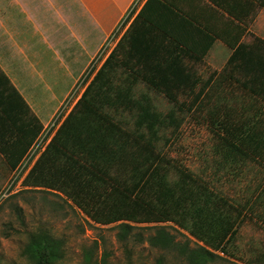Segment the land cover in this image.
I'll return each instance as SVG.
<instances>
[{
    "label": "crops",
    "instance_id": "obj_1",
    "mask_svg": "<svg viewBox=\"0 0 264 264\" xmlns=\"http://www.w3.org/2000/svg\"><path fill=\"white\" fill-rule=\"evenodd\" d=\"M117 28L111 49L100 55ZM256 39L264 42V0H0V183L15 179L50 120L70 96L63 120L33 158L23 180L72 117L70 150H60L69 155L72 164L82 166L80 180L85 184L77 195L90 197V193H96L101 198L87 211L78 204L79 199L78 203L71 201L91 221L95 222L87 212L99 210L108 198L127 193L125 188L134 181L141 182L132 195L134 200L143 197L144 190L154 194L151 188L158 180L171 185L186 179L202 190L209 180L194 175L160 146L182 128L185 117L180 114L194 112L195 109H189L194 94L182 89L174 102L155 85L183 84L192 78L193 83H198V93L204 83L218 79L233 53L252 49ZM113 55L116 66L112 67L111 80L115 91L107 95L115 99L122 94L123 99L132 103L93 109L82 102L83 97ZM95 58L94 63L99 65L93 75L71 96L95 66ZM201 69L213 71L205 78ZM65 75L71 81L66 89L56 93L55 86ZM236 93L234 96L240 98L244 95ZM158 96L172 105L168 112L156 106ZM52 101L56 107L46 120L47 104ZM136 102L144 103L140 107ZM198 113L207 116L205 109ZM146 117L152 119H143ZM214 138L216 156L215 135ZM132 150L141 153L138 164L148 167L141 178L132 173ZM254 163L264 166L249 161L245 172ZM13 165L17 167L14 169ZM211 184L209 181L206 189L217 199L219 208L202 223L206 234L218 244L216 247L197 237L190 226L170 219L159 223L182 229L221 256L244 264H264V252L254 257L257 263L248 258L245 262L238 245L241 226L264 208V186L244 202L238 201L246 203L242 212L235 205L237 200L216 192ZM258 217L261 219V215ZM120 222L133 223L118 219L110 224Z\"/></svg>",
    "mask_w": 264,
    "mask_h": 264
},
{
    "label": "trees",
    "instance_id": "obj_2",
    "mask_svg": "<svg viewBox=\"0 0 264 264\" xmlns=\"http://www.w3.org/2000/svg\"><path fill=\"white\" fill-rule=\"evenodd\" d=\"M256 42L250 50L233 53L226 69L218 79L214 83H204L198 93H195L198 83H193L191 77L188 80L190 82L183 84L155 85L174 102H177V93L182 89H187L194 94L189 109H195L194 112H200L203 109L207 111L205 120L214 129L216 137L214 152L218 156L216 161L218 170L229 171V175L232 173L240 175L249 161L264 163V42L259 39H256ZM114 59L115 55L107 61L83 97L82 102L89 104L93 109H100L105 105L128 106L132 103L123 99L122 94L115 99L107 95L115 91L111 80L112 67L116 66ZM231 81L234 83L229 85ZM231 86H237L241 93H244L243 97L234 96V91L228 94L232 91ZM143 103L135 104L141 107ZM71 118L66 121L59 135L25 180L26 185L40 189L26 191L50 194L60 198L72 208L77 207L71 201L77 202L76 200L79 199L80 203H77L85 210L93 209V205L101 202V198L96 193H90V197L77 195L85 184L83 180H80L82 166L72 164L67 154L70 150ZM60 148L67 153H63ZM151 155L153 157V153ZM132 156L135 159L130 165L132 173L135 177L141 178L148 171V167L143 168L139 165L138 160L141 158L139 151L132 150ZM16 167V165L12 166L14 169ZM140 183L134 181L132 186H125L127 193L108 198L99 210L87 213L100 224H110L118 219L132 221L133 223L116 224L117 238L120 242L125 243L133 237L136 241L146 242L150 247L159 249L163 253L174 254L179 264H213L219 259L223 260L219 253L198 242H195L193 247L192 240L188 238L185 242L177 240L176 236L168 231V226L139 227L136 225L159 223L167 219L174 220L181 226H190L197 237L206 239L211 246L216 247L215 245L218 244L214 242L212 236L206 234L202 223L205 217L211 216L214 210L217 211L219 208L217 199L206 189V186L209 187L208 182H204L205 188L202 187V190L198 188V190L186 179L177 180L171 185L165 180H158L151 188V192L154 190L153 196L149 191L144 190L143 197L138 196L137 200H134L132 195L138 190ZM122 184L127 185L128 182H122ZM59 191L66 195H62ZM199 191L203 193L198 195ZM235 205L245 212L246 203L237 201ZM212 219L213 217L208 220ZM138 229H148L152 233L145 237L142 233H135ZM65 253V241L55 236L47 227H38L31 231L23 248V255L27 256L31 264H61ZM165 261V255H163L157 263L165 264Z\"/></svg>",
    "mask_w": 264,
    "mask_h": 264
},
{
    "label": "rangeland",
    "instance_id": "obj_3",
    "mask_svg": "<svg viewBox=\"0 0 264 264\" xmlns=\"http://www.w3.org/2000/svg\"><path fill=\"white\" fill-rule=\"evenodd\" d=\"M95 61L96 58L92 65ZM98 63L90 71L88 70L79 89L91 78ZM212 71L213 69L200 70L205 78ZM70 81L71 79L65 75L60 83L56 84V93L66 89ZM233 91L241 93L238 87H233L229 92ZM155 104L162 112H168L172 107L162 96L155 98ZM55 107L56 102L47 104L46 120ZM181 115L185 117L184 124L177 134L173 137L169 136L168 142L161 143L163 152L182 163L194 175L209 180L216 192H220L228 199L244 202L246 198L256 195V192L264 186V166L251 164L247 172L243 169L240 175L232 173L233 176H230L229 171H221L218 174L216 156L213 153L214 129L198 112ZM48 128L50 129V126ZM26 173L23 172L18 179H13L14 186L13 181L6 180L0 183V264H31L27 256L23 255V248L28 241L29 233L38 227L49 228L55 236L65 241L66 253L61 264H158L157 260L163 255L166 259L165 264H179L174 254L163 253L159 249L150 247L146 242L136 241L133 237L125 243L120 242L117 238L116 224L102 225L93 222L79 209L70 207L60 198L33 191L40 188L25 184L23 177H26ZM27 189L33 190L26 191ZM257 212L259 213L251 215L239 230L238 245L245 262L248 259L256 262L254 257L264 252V208H260ZM258 215H261V219ZM136 225L168 226V231L175 235L177 240L185 242L188 238L192 240L193 247L197 242L172 224ZM135 233H142L147 237L152 231L138 229ZM222 257L223 260L219 259L213 264H244L243 261Z\"/></svg>",
    "mask_w": 264,
    "mask_h": 264
},
{
    "label": "built area",
    "instance_id": "obj_4",
    "mask_svg": "<svg viewBox=\"0 0 264 264\" xmlns=\"http://www.w3.org/2000/svg\"><path fill=\"white\" fill-rule=\"evenodd\" d=\"M117 35H118V28L117 30L108 38L107 42L105 43L100 55L107 53L112 45L114 44V42L117 39ZM93 67H91L92 69ZM90 69V70H91ZM89 70V71H90ZM84 81L81 80V82L78 83V85L74 88L73 93L71 94V96H74L75 93L78 91L80 85L82 84V82ZM69 102H70V96L69 98L62 104V106L60 107V109L56 112V114L53 116V118L50 120V125L48 124V126H50V129L47 126V130L44 134V136L40 139V141L35 145V147L33 148V150L31 151L30 156L28 157V159L26 160V162L24 163V165L20 168L19 173L17 175H15V179H18L21 175V173L26 172L28 170V166L32 163L33 158L38 154V152L43 149V147L45 146V144L48 142L49 138L51 137V135L53 134L54 130L57 128V126L60 124V122L63 120L66 111L69 107ZM31 162V163H30ZM15 181L12 182V185L14 186ZM12 187V186H11ZM10 189V188H9Z\"/></svg>",
    "mask_w": 264,
    "mask_h": 264
}]
</instances>
